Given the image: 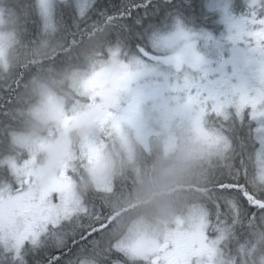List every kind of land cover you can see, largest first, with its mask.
I'll list each match as a JSON object with an SVG mask.
<instances>
[{
    "label": "snow or ice",
    "instance_id": "obj_1",
    "mask_svg": "<svg viewBox=\"0 0 264 264\" xmlns=\"http://www.w3.org/2000/svg\"><path fill=\"white\" fill-rule=\"evenodd\" d=\"M61 2L68 26L34 0L37 38L19 41L48 39L47 58L8 68L0 39V264H264V0L225 3L220 37L191 26L208 23L194 0ZM29 116L45 134L17 135ZM173 157L194 180L156 185L176 214L153 234L127 205Z\"/></svg>",
    "mask_w": 264,
    "mask_h": 264
},
{
    "label": "trees",
    "instance_id": "obj_2",
    "mask_svg": "<svg viewBox=\"0 0 264 264\" xmlns=\"http://www.w3.org/2000/svg\"><path fill=\"white\" fill-rule=\"evenodd\" d=\"M1 2L4 5L6 13L5 29L10 30L15 37V43H13L8 56V68L15 66L17 63H37L50 56L52 54V49L48 39L38 40L37 43L31 47H22L19 43L20 38L27 40L37 38L39 19L35 10L34 0H1ZM54 16L57 21L65 26L70 24V16L66 12L63 3L55 4ZM94 18L95 16H93V19ZM46 75L49 74H41L39 77ZM164 163L165 160H162L158 167L163 168ZM155 173L157 172L153 171L151 178L148 179L150 189L146 193H140L137 198L127 206L129 210L136 214V220L142 217L143 210L156 199L154 192L158 183L156 184L155 182ZM170 175L172 176L166 179V184L177 191H183L190 182L188 178L181 182L174 180V175H176L175 172ZM226 257L228 258L227 253Z\"/></svg>",
    "mask_w": 264,
    "mask_h": 264
},
{
    "label": "clouds",
    "instance_id": "obj_3",
    "mask_svg": "<svg viewBox=\"0 0 264 264\" xmlns=\"http://www.w3.org/2000/svg\"><path fill=\"white\" fill-rule=\"evenodd\" d=\"M3 40L6 41L7 38H4ZM88 54V50L85 49L82 53V56L86 58ZM5 62H8L7 57ZM82 71V68H72L67 70H60L46 76L33 77L29 81L28 85L31 95L36 101L40 102L47 92L53 91L55 88L60 87L64 84L70 86L73 74L81 73ZM51 123V121L45 120L38 116H29L23 128L17 133V135L27 138H34L38 135H43L45 134ZM88 131H90V129H88L87 127L78 129L73 138L75 139L76 136L83 135ZM17 147L22 148L23 145H17ZM49 159L50 150L46 149L41 153L37 166L43 167L49 161ZM172 165H176L178 167V162L175 157L170 158L168 161H165L163 168H168ZM158 184H166V177L159 176ZM175 214L176 212L174 208L165 206L155 199L143 210L142 221L144 225L147 226L150 233L159 234L164 229L170 228L172 226Z\"/></svg>",
    "mask_w": 264,
    "mask_h": 264
},
{
    "label": "rangeland",
    "instance_id": "obj_4",
    "mask_svg": "<svg viewBox=\"0 0 264 264\" xmlns=\"http://www.w3.org/2000/svg\"><path fill=\"white\" fill-rule=\"evenodd\" d=\"M206 1H207L206 2V5H207V10L206 11L209 12L211 14V16L213 17V19H210L208 21V24H211V26H214V27H217L219 25H223L224 24L222 19H221V16H222V7H223V5L225 3H228L229 6L232 8V10L235 8L234 7L235 5H233L235 0H206ZM57 3H62V2H61V0H55V4H57ZM5 14L6 13H5L4 5H3V3L0 0V39L7 38V39H12V40L15 41V37H14L13 33L10 30H6L5 29V24H6ZM191 26L194 27L197 30L200 29V28H203L205 31L209 32L213 37H215V35L212 33V31L207 29L206 27H195L193 25H191ZM11 47H9L8 50H7V59H8L7 67L9 66V58H8V56H9V52H10ZM0 71H6L4 65H0ZM168 160H165V161H168ZM168 168L172 169L170 174L175 172L176 175H174L175 176L174 180H177L178 182H181V181H183L186 178H188L190 181L194 180V176L192 175L191 170H188V169H185V168L174 167V165H172V166H170ZM170 174L165 176L166 179L170 178V176H172ZM155 175H156L155 182L157 184L159 175L157 173H155ZM148 184H149V181L147 179L145 181V184L141 187L139 194L142 193V192L146 193L150 189V186ZM137 220L138 221H142V217L138 218ZM222 258L223 259H227L226 252L222 256Z\"/></svg>",
    "mask_w": 264,
    "mask_h": 264
},
{
    "label": "flooded vegetation",
    "instance_id": "obj_5",
    "mask_svg": "<svg viewBox=\"0 0 264 264\" xmlns=\"http://www.w3.org/2000/svg\"><path fill=\"white\" fill-rule=\"evenodd\" d=\"M195 5H196V9L195 11L200 13V19L203 21H209L210 19H213V17L211 16V14L209 12H207V5H206V0H194ZM237 0L234 1V4L236 6ZM234 6V7H235ZM239 9H237L236 7L233 9V12H238ZM193 26L195 27H206L207 29L211 30L212 33L215 35V37H220L221 34L224 32L225 30V26L223 25H219L217 27L211 26V24L208 23H199V24H193Z\"/></svg>",
    "mask_w": 264,
    "mask_h": 264
}]
</instances>
